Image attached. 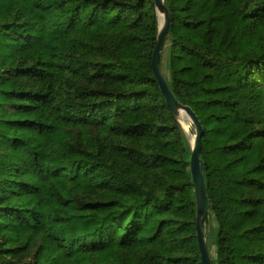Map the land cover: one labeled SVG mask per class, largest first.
<instances>
[{
    "label": "trees",
    "instance_id": "obj_1",
    "mask_svg": "<svg viewBox=\"0 0 264 264\" xmlns=\"http://www.w3.org/2000/svg\"><path fill=\"white\" fill-rule=\"evenodd\" d=\"M164 4L160 71L204 129L211 262L264 264V0ZM158 33L154 0H0V264H201Z\"/></svg>",
    "mask_w": 264,
    "mask_h": 264
},
{
    "label": "water",
    "instance_id": "obj_2",
    "mask_svg": "<svg viewBox=\"0 0 264 264\" xmlns=\"http://www.w3.org/2000/svg\"><path fill=\"white\" fill-rule=\"evenodd\" d=\"M154 1L159 20V33L157 37V43L155 45L152 55L151 66L159 88L166 100L168 107L171 109L174 116L179 120L182 126L183 121H187L192 124L195 129V136L193 138V142H190L192 146L190 170L195 185V198L197 205V239L199 250L201 253V264H212L210 251L206 239V233L202 224L203 218L208 214V196L206 193V183L203 175V162L200 159L204 129L196 113L189 106L180 104L177 101L176 97L169 89L160 71V56L162 53L165 37L170 31L171 20L169 9L165 6L164 0Z\"/></svg>",
    "mask_w": 264,
    "mask_h": 264
},
{
    "label": "rangeland",
    "instance_id": "obj_3",
    "mask_svg": "<svg viewBox=\"0 0 264 264\" xmlns=\"http://www.w3.org/2000/svg\"><path fill=\"white\" fill-rule=\"evenodd\" d=\"M183 128L186 132V135L189 139V142H193V138L195 136V129H194V126L192 124H190L189 122L187 121H183Z\"/></svg>",
    "mask_w": 264,
    "mask_h": 264
}]
</instances>
